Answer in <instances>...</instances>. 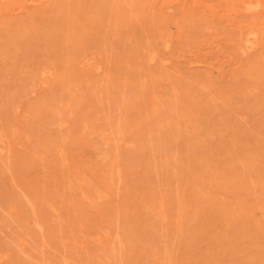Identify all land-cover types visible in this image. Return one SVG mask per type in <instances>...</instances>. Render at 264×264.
<instances>
[{
  "label": "rangeland",
  "instance_id": "obj_1",
  "mask_svg": "<svg viewBox=\"0 0 264 264\" xmlns=\"http://www.w3.org/2000/svg\"><path fill=\"white\" fill-rule=\"evenodd\" d=\"M0 264H264V0H0Z\"/></svg>",
  "mask_w": 264,
  "mask_h": 264
}]
</instances>
